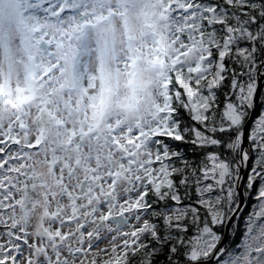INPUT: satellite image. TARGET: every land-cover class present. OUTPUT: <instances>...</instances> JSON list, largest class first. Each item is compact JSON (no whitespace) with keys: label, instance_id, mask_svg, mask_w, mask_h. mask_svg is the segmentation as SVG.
<instances>
[{"label":"snow or ice","instance_id":"6c2138e0","mask_svg":"<svg viewBox=\"0 0 264 264\" xmlns=\"http://www.w3.org/2000/svg\"><path fill=\"white\" fill-rule=\"evenodd\" d=\"M213 261L264 264V0H0V264Z\"/></svg>","mask_w":264,"mask_h":264},{"label":"trees","instance_id":"16d2710c","mask_svg":"<svg viewBox=\"0 0 264 264\" xmlns=\"http://www.w3.org/2000/svg\"><path fill=\"white\" fill-rule=\"evenodd\" d=\"M184 151L191 152L190 149H184ZM190 159H198V157L191 156L189 157ZM255 200L249 198L246 200L245 207L242 210V212L237 216V218L233 221L231 228H230V238L232 240V243L230 245L231 248H237L240 246L242 238L245 236V231H246V222H247V217L251 210L253 209L255 205ZM225 229H222L224 232ZM215 262L213 261L212 264Z\"/></svg>","mask_w":264,"mask_h":264},{"label":"rangeland","instance_id":"374dc122","mask_svg":"<svg viewBox=\"0 0 264 264\" xmlns=\"http://www.w3.org/2000/svg\"><path fill=\"white\" fill-rule=\"evenodd\" d=\"M246 239V231H245V236L242 238V240H241V243H240V246L239 247H237V248H229L228 249V251L229 252H232L234 255H239L240 254V252H242L243 251V243H244V240ZM101 246H103V245H101ZM225 258H226V256H225ZM213 263V262H212ZM215 264V263H214Z\"/></svg>","mask_w":264,"mask_h":264},{"label":"water","instance_id":"95a60500","mask_svg":"<svg viewBox=\"0 0 264 264\" xmlns=\"http://www.w3.org/2000/svg\"><path fill=\"white\" fill-rule=\"evenodd\" d=\"M245 203H246V201H244V207H245ZM244 207L241 209V211H240V213L242 212V210L244 209ZM237 217H235L234 219H233V221L236 219ZM233 221L229 224V226L227 227V228H225V230H224V235H225V246L227 245V242H228V240H229V237H230V228H231V225H232V223H233Z\"/></svg>","mask_w":264,"mask_h":264},{"label":"flooded vegetation","instance_id":"af4514ba","mask_svg":"<svg viewBox=\"0 0 264 264\" xmlns=\"http://www.w3.org/2000/svg\"><path fill=\"white\" fill-rule=\"evenodd\" d=\"M231 243H232V240H231V238L229 237V240H228L227 245H226V247H227L228 249L230 248Z\"/></svg>","mask_w":264,"mask_h":264}]
</instances>
